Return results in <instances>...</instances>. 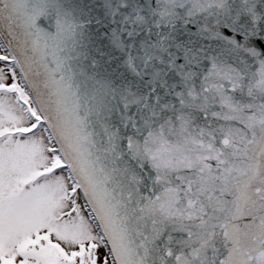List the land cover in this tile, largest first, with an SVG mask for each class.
I'll return each mask as SVG.
<instances>
[{
  "label": "snow or ice",
  "instance_id": "snow-or-ice-1",
  "mask_svg": "<svg viewBox=\"0 0 264 264\" xmlns=\"http://www.w3.org/2000/svg\"><path fill=\"white\" fill-rule=\"evenodd\" d=\"M0 264H264V0H0Z\"/></svg>",
  "mask_w": 264,
  "mask_h": 264
}]
</instances>
